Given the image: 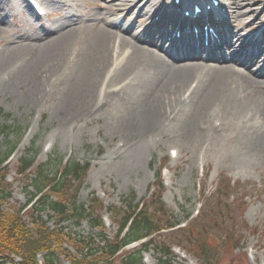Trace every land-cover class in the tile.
I'll return each mask as SVG.
<instances>
[{
  "label": "rangeland",
  "instance_id": "obj_1",
  "mask_svg": "<svg viewBox=\"0 0 264 264\" xmlns=\"http://www.w3.org/2000/svg\"><path fill=\"white\" fill-rule=\"evenodd\" d=\"M88 1L95 3L94 0ZM106 1L115 2L116 6L121 4L119 0ZM167 1L160 0L159 5ZM255 1L243 0L247 5L245 8L252 9L253 13L242 17L243 26L238 27L239 29L235 23L232 24V28L238 29L240 35H244L246 26L250 22L253 23L258 15L260 22L253 24L250 29L257 32L264 26L262 12L264 0H257L262 6L249 7V4ZM104 4L100 2L96 5L83 6L81 0H62L60 5L50 6L52 16L44 23L49 27H55L57 21L65 18L85 15L96 17L103 14ZM132 6L119 12L122 19L117 23L123 31H129L130 36L140 33L138 27L142 19L136 15L139 12L142 16L149 14V10L138 2ZM13 9L12 15L23 10V6ZM25 13L19 15L16 20L21 25L27 22L33 25L42 23L32 20L28 11ZM152 16L151 13L144 17L145 24L150 23ZM112 20L114 22V17ZM230 20L233 22L232 18ZM7 26V32L2 38L11 34L9 32L12 27L11 21H8ZM37 29L34 28L29 33H34ZM5 44L2 42L0 50ZM155 54L161 56L158 52ZM163 58L166 59L165 56ZM72 59V56H68L67 63ZM64 68H67L66 65ZM66 72L65 70L64 74H67ZM115 74L113 69L105 77L101 85V94L92 105L91 114L83 119L72 120L64 126L59 124L55 103L50 98L39 101L35 99L27 105L23 102L21 93L18 90H10L9 85L3 84L0 78V159L11 145L15 147L10 159L5 163L4 159L0 166V222L6 218L7 224L12 221L16 226L22 225L35 237L44 234L43 243L50 248L58 264H73L70 258L74 259V254L80 250L78 237L87 238L92 232L90 224L82 221L78 225L70 219L61 221L52 215L38 216L32 214L35 206L30 209L27 204L32 197L37 199L40 197L38 196L40 186L35 181L39 167L44 166L48 174H53L60 172L66 162L88 164L89 171L82 184L67 183L59 193H56L52 185L46 186L45 190L53 201L70 204L76 197L77 203L87 206L94 199L101 202L105 209L111 208L116 211L115 217L110 216L107 210L102 213L105 236L109 240L116 234L119 222L116 216L125 210L124 205L130 203L128 199L133 197V204L147 206L149 212L158 210L157 207H153V210L150 208L149 197L161 181L163 186L161 200L169 214L158 216L151 213L153 219H157L160 226L164 225L169 217L172 222L176 221L177 224L184 222L187 225L184 237L162 233L155 238L166 247L174 246L169 251L171 264H200L195 256L198 253L196 248L205 246L218 264H264V158L235 155L234 152H228L221 147L207 149L199 145L193 152H187L171 136L173 120H168V116L163 122L166 128L163 137L152 136L141 140L140 143L138 141L134 146V140L122 139L121 135L112 131L116 108L111 98L117 96L120 91L124 93L123 97L119 96L120 98H125L127 93L136 96L139 88H136L135 84L143 74L137 78L129 76L126 80L112 81ZM194 88L195 83L183 88L181 91L183 99L188 100ZM105 94L110 96L105 98ZM100 100L102 103L107 102L104 113L96 112ZM240 118L242 119L239 121ZM239 119H237L239 125L251 123L248 116L242 115ZM219 121V117H212L210 125H218ZM141 145L143 146L141 161L135 167L126 168V162L131 159L134 149ZM170 150L176 151L180 156L178 161L170 157ZM113 153L116 154L114 157ZM31 156H34L33 167L27 174L19 176L22 168L20 161ZM217 188L221 190L217 192ZM217 201L227 204L226 212L217 213L213 206ZM0 233L6 237L7 233L3 232L1 225ZM93 233L98 234V231L93 230ZM186 235H189L191 241H195V245L189 242ZM1 247L4 246H0V252L3 251L4 254L0 257V264L19 263L18 256H11V251ZM44 251L40 248L35 250V254ZM160 257V254L150 250L143 256V264H160ZM38 261L42 264L40 257ZM79 262L98 264L104 261L98 258L89 263Z\"/></svg>",
  "mask_w": 264,
  "mask_h": 264
},
{
  "label": "bare ground",
  "instance_id": "obj_2",
  "mask_svg": "<svg viewBox=\"0 0 264 264\" xmlns=\"http://www.w3.org/2000/svg\"><path fill=\"white\" fill-rule=\"evenodd\" d=\"M61 1L47 0V4L56 7ZM94 1L81 0V3L83 6L105 3L103 14L65 18L57 21L52 31L29 33L40 23L21 25L16 20L24 13L12 15L13 7L20 2L0 0V45L6 43L0 50L3 84L9 85L10 90H18L27 105L35 99L50 98L55 103L59 124L64 126L91 114L92 105L101 94V85L113 69L116 74L112 81L143 74L135 84L139 88L136 96L127 93L125 98H120L124 94L120 91L118 98H111L116 108L112 131L122 139L134 140L136 146L138 141L152 136L163 137L166 133L163 122L168 116V120H173L171 136L187 152H193L199 145L264 158V69L252 72V67L261 64L264 56V29L257 37L251 36L255 30L250 28L260 22L258 15L246 26L244 34L248 35H240L238 27L243 26L242 17L253 13L252 9L245 8L243 0H225L224 3L238 28L233 30L235 40L230 39L227 28L222 26L221 29L218 24L224 18L218 16L220 19L215 20L216 16L212 17L211 11L205 10L209 4L204 5L207 20L200 18L202 14L197 17L202 22L212 23L219 39L217 42L209 36L207 46L201 40L204 32L198 28L200 25L196 26V35L188 33L186 26L192 19L179 14L183 7L187 10L189 6H196L195 2L159 6L157 0H119L121 4L116 6L115 2ZM137 2L149 11L155 10L151 28L161 24L162 31H150L152 29L147 27L138 36H130L129 31L114 26L113 17ZM255 5L261 3L256 0L249 7ZM24 9L26 12L27 8ZM262 10L264 13V7ZM8 21L12 24L11 34L2 38ZM172 30L178 35L172 37ZM162 40L169 42V60L149 50L150 44H160ZM220 49H224V55ZM202 53H206V60L198 59ZM68 56L73 58L69 63ZM65 65L67 68L63 69ZM194 83L188 100L183 99V88ZM48 89L51 90L47 93ZM101 100L97 105L98 113L106 111L107 102ZM242 115L248 116L251 123L239 125L237 119ZM212 117H219L218 125H210ZM142 150V145L134 149L126 168L135 167L141 161ZM115 155L113 153V157ZM179 159L178 155L176 161Z\"/></svg>",
  "mask_w": 264,
  "mask_h": 264
},
{
  "label": "trees",
  "instance_id": "obj_3",
  "mask_svg": "<svg viewBox=\"0 0 264 264\" xmlns=\"http://www.w3.org/2000/svg\"><path fill=\"white\" fill-rule=\"evenodd\" d=\"M13 149L14 147L11 145L6 156L0 159V166L3 160L9 156ZM33 157L34 156H31L30 158L25 157L23 160H21V165L23 167L19 173L20 175L26 173L27 170L32 167ZM87 171V165L81 166L78 163L70 162L62 168L60 173H53L50 175L47 173L46 168L42 166L38 169L35 181L37 182L38 186H40V188L45 185H52L56 193H59V191L63 189L64 185L67 183L72 181L82 183L86 177ZM160 197L161 187L157 194L153 195L150 200L151 206L158 207V214H162L164 212V206L160 201ZM75 199L76 197L72 199L70 204H67L65 202L53 201L49 196H43L33 213H36L37 215L52 214L61 218L62 220L67 218L72 219L77 224L86 220L90 224L91 229H100L101 231L97 243H92L90 238L86 239L88 242L84 239L81 241L82 247L78 257L80 261H86V263H89L90 261L92 262V260L98 256H104L106 257V261H112L116 255L130 242L149 237L161 232L162 230L173 229L176 226L174 222L166 224L165 227L160 226V222L153 219V216L149 214L147 207L137 212V206L136 204H133L134 198L132 197L130 199L131 201L129 205H127V210L122 213L121 222L119 223L118 233L115 239L109 242L103 234V224L99 215L102 207L97 205L96 208L95 204L85 207L84 204L77 203ZM6 221V218H4L0 222L3 232L7 233L6 237L3 235L1 236L0 233V238H2L0 240V246H4L1 247L2 249L11 251L12 254L19 256L23 261L26 262L28 260L35 259V250L43 248L49 253L48 256L44 257L45 264H56L50 248L45 246L43 243L45 241L44 234L39 236L36 235L35 237L31 233H28L26 227L23 226V228L22 225L16 226L14 223H12V221L11 223L7 224ZM126 227L127 232L123 237H121L120 235ZM187 236V238L190 239L189 235ZM2 241L6 245H4ZM192 244L195 245V242ZM150 249H153L158 254H161L160 264H170V261L168 260L169 248H166L162 243H157L152 240L142 245L140 249L122 255L120 257V264H142V254L144 252H148ZM196 250L198 251L197 257L202 264H218L215 257L212 256L210 252H208L209 250L206 246L204 248L198 247ZM0 253L4 252L1 251ZM73 262L74 264H80V262L76 259L73 260Z\"/></svg>",
  "mask_w": 264,
  "mask_h": 264
}]
</instances>
